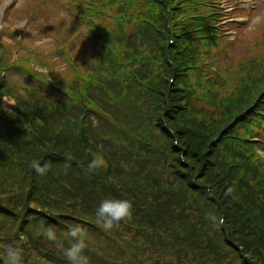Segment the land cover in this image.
<instances>
[{
    "label": "trees",
    "instance_id": "1",
    "mask_svg": "<svg viewBox=\"0 0 264 264\" xmlns=\"http://www.w3.org/2000/svg\"><path fill=\"white\" fill-rule=\"evenodd\" d=\"M171 9L166 0H142L134 12L117 16L113 29L98 34L105 43L82 87L74 79L58 80L65 88H55L63 107L23 103L17 107L27 114L14 113L8 120L0 112V130L9 134L0 132V167L15 171L0 176V250L10 244L34 246L45 238L36 234L42 226L60 232L76 218L99 228L96 205L116 198L133 202V218L121 223L114 238L125 244L109 247L111 263L125 254L137 260L129 264H229L235 257L242 264H264V161L257 152L264 147L253 135L259 100L255 107L250 98L226 101L224 112L196 108L199 96L193 84L198 91L205 79L188 67L189 61L175 62L188 55L183 41L162 44L165 35L180 33L170 29V22L182 9L177 7L170 16ZM155 16L160 17L161 42L156 47L121 35L130 25L148 32ZM3 93L0 87V100ZM82 98L92 107L85 110ZM35 105L39 107L33 111ZM247 106L255 112L248 108L244 120L231 109ZM90 116L97 118V128L104 127L91 134L89 144ZM13 124L16 132L7 130ZM234 129L240 130L236 137L230 134ZM94 153L103 155L108 166L88 172ZM69 156L71 167L65 172ZM33 160L49 163V174L37 175L30 166ZM97 180L102 193L95 191ZM228 187H235L236 199L225 195ZM209 213L224 222L214 224L206 219ZM100 230L111 239L119 228ZM141 234L156 238L147 244L139 240ZM23 259L24 264H49L25 261V254Z\"/></svg>",
    "mask_w": 264,
    "mask_h": 264
},
{
    "label": "rangeland",
    "instance_id": "2",
    "mask_svg": "<svg viewBox=\"0 0 264 264\" xmlns=\"http://www.w3.org/2000/svg\"><path fill=\"white\" fill-rule=\"evenodd\" d=\"M222 1L223 5L226 2L230 3L231 5L227 8V18L224 20L226 27L228 28L225 35L226 37L222 36L221 30H217V34H219V36L215 37L211 41H208V53L210 58L217 66V74L223 77V79L217 80L218 84L215 86L216 92L213 91L217 96V99H215L216 101L210 98L209 92L206 91L205 88L198 87L199 93L195 86L196 84H193L194 92L199 96L197 100H194L196 102V108L199 107L197 108L199 111L204 110L206 113H211L212 111L224 112L226 110L227 102L222 100V98H226V95H230L232 98L229 97V100H235L237 103H240L244 98L249 99V96H247V90L250 89L253 92L256 91L254 82L258 81L257 79L261 77L259 72L260 68L262 67V63L264 62V16L259 18L256 16L253 23H245L244 19L246 17V10L249 8L247 6L246 0ZM255 1L256 8L251 12L253 15L260 14L261 9L258 4H263V2L260 0ZM179 4L182 5L189 14H191L194 12L195 7L202 8L203 5L213 6V0H183ZM44 5V0H21L20 4L15 8V15L13 14L14 23L10 27L2 26L0 24V78L3 77V72H5V75L2 79H7L6 84L11 89L12 94H14L15 90H20L21 83L24 81L23 73L31 72L30 69H24V65L31 66V64L27 61L30 57L46 61L47 65L50 67L56 70H62V61L56 60L54 55H49L46 52H43L38 46V44L43 43L42 40H46L45 48L50 49L53 46L52 42H49L51 40L50 36H45L46 34L54 32L57 36H61L59 41H61L62 44H66L71 39H74L77 45V47H74L73 49L74 53L80 46V60H83L86 57L84 53V37L82 30L79 29L71 31L68 28H64L57 14L49 13L48 11L45 12L41 9V7ZM227 6L229 5L223 7ZM234 6L235 8H233ZM199 12H201V10ZM31 13H35V15L36 13L38 14V17L40 18V24H38L37 19L33 17L35 15H32L28 20V16ZM56 23L57 25H53ZM42 24H45L46 26H41ZM193 24L194 22H192L189 18L186 19L185 26L191 28ZM43 36H45L44 39H42ZM258 52H263V58L257 56ZM12 63H19L23 66L19 67L12 65ZM189 81L194 83L195 79L190 78ZM117 83L121 84V82ZM35 86L39 91H42L36 84ZM223 86H226L229 89L226 91L222 89ZM259 87H263V83L261 81L259 83ZM22 91L23 90L21 87V92ZM43 93L46 94L44 91ZM4 94L5 97L3 96L2 100H0V112L3 116V119H11L12 114L14 113L21 114L23 116L27 114V109L25 108H20V110L17 106L13 108L14 104L10 93L4 91ZM53 98L56 100L52 106L58 108L63 107L64 100L60 94L54 93ZM4 101H7L13 106L5 105ZM39 103L41 102L39 101ZM9 107L12 114L6 110V108ZM36 107L38 106L35 105L33 111L36 110ZM247 108L255 112L253 107L247 106ZM257 115L259 116V114ZM17 129L18 128L15 126V124H13L7 130L16 132ZM237 131L240 130H231L230 134L236 137L238 136L236 134ZM0 132H3L6 137L9 136L7 132L3 131V127ZM221 132L225 133L226 128H222ZM253 135L257 134L254 133ZM258 135L263 139V142L259 143V145L264 146V124L262 125L261 132H259ZM0 168H2L0 170L1 177H3V175L9 171L11 173H15L13 169H10L6 165H2ZM48 174L49 173L47 172L46 175ZM102 188V182L97 180L95 191L102 193ZM50 193L54 196L58 195L56 191L51 190ZM97 207L98 205H96V208ZM74 214L84 216L85 211H76ZM66 223L69 226H72L73 224H79L84 228L86 232L87 244L85 255L89 257L90 264H129V261L136 263V259L128 258L125 254L118 255L117 257L119 260H117L116 263H111L108 258L109 247H112L115 243H124L114 239L116 233L121 231V226L119 227L118 231L115 230L113 233H111L112 238L109 239L106 237L108 234H105L100 230L102 228L99 226L98 227L100 229L89 227L87 223L81 221L78 218H76L75 221ZM122 224L125 223L122 222ZM66 231L67 230L65 229H61L60 232H56V234L60 239L64 240V246L68 247V241L64 238V233ZM138 238L147 244H151L153 239L156 237H150L141 234ZM156 241L157 240H155L153 243H156ZM32 245L34 246H31V244L25 245L27 246V248L24 249V254L26 255L25 261L32 263L33 261L37 262L36 260H38L39 263L66 264V260L62 255L61 249H59L54 242L48 241L44 238L40 243H33ZM139 246L142 248L143 244L139 242ZM37 252L41 253L44 256V259L41 258ZM137 254L140 256V258L150 261L147 254L142 253L141 255L140 252ZM48 257L52 259V262H47ZM230 260L231 261L229 264L244 263L243 260H240L237 257ZM151 264L153 263L151 262ZM157 264L163 263L159 261Z\"/></svg>",
    "mask_w": 264,
    "mask_h": 264
},
{
    "label": "clouds",
    "instance_id": "3",
    "mask_svg": "<svg viewBox=\"0 0 264 264\" xmlns=\"http://www.w3.org/2000/svg\"><path fill=\"white\" fill-rule=\"evenodd\" d=\"M11 0H0V14L6 10ZM5 105H10L7 101H4ZM10 114V107L6 108ZM31 168L35 170L39 176H45L50 170L49 163H43L33 160L31 162ZM107 161L103 155L93 154V158L87 165L88 172H94L97 169L107 168ZM71 167V157H67L64 162V170L67 172ZM235 187H228L225 193L226 196H231L236 199ZM211 195V190H209ZM133 218V202L128 199H116L106 198L103 199L95 210V223L104 231H110L114 228H119L121 223L130 222ZM206 219H209L214 224H222L223 217H217L215 214H207ZM37 235H42L46 240L54 242L55 245L61 249L62 255L66 260V264H90L89 257L85 255L86 244V232L84 228L79 224H73L64 233V238L68 241V247L64 246V240L60 239L56 232L51 228H43ZM21 240L24 238L21 237ZM24 248L20 244L8 245L0 250V260L3 264H24Z\"/></svg>",
    "mask_w": 264,
    "mask_h": 264
}]
</instances>
